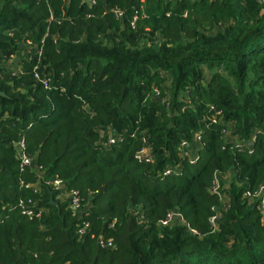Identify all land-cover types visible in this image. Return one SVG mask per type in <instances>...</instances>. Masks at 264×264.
<instances>
[{
  "label": "trees",
  "instance_id": "trees-1",
  "mask_svg": "<svg viewBox=\"0 0 264 264\" xmlns=\"http://www.w3.org/2000/svg\"><path fill=\"white\" fill-rule=\"evenodd\" d=\"M94 2L0 0V264H264V220L243 198L264 187V6ZM228 124L243 148L224 139ZM109 129L123 141L106 147ZM197 132L191 164L179 147ZM144 134L153 163L135 159ZM40 172L89 206L83 237L59 192L26 187ZM216 174L230 178L227 204L211 191ZM29 199L41 219L21 213ZM173 212L188 226H162Z\"/></svg>",
  "mask_w": 264,
  "mask_h": 264
},
{
  "label": "built area",
  "instance_id": "built-area-1",
  "mask_svg": "<svg viewBox=\"0 0 264 264\" xmlns=\"http://www.w3.org/2000/svg\"><path fill=\"white\" fill-rule=\"evenodd\" d=\"M89 4L93 5L95 2L94 0H88ZM260 4L264 6V0H259ZM123 15V12L119 9L115 11V16L116 17H121ZM19 70H17L18 72ZM36 79L39 81L41 80V77L39 74L36 73L35 75ZM46 89H51L50 81L49 80H42L41 81ZM155 97L162 100L163 103H166L169 100V97H162L160 95V92L157 90L155 91ZM211 111L214 112V115L210 119L213 124H216L219 122V117H221V112L216 111L214 107H211ZM227 129L224 130L223 134L225 135L224 139H226L229 143L230 140H228V137L232 134L231 130V124H228ZM103 137H104V131L102 132ZM201 133L197 132L195 133L194 136H197L198 142H201ZM104 142L103 144L106 147H111L115 145L116 143H120L123 141V137L119 136L116 134L114 131H110L107 135L106 139H102ZM255 138L253 137L251 140V144H254ZM201 146L203 147L202 142L200 143ZM237 148H243L244 146L242 143L235 142L233 144ZM23 148V144L21 145ZM179 152L181 159L183 160H189L191 164H195L198 161L197 155H194V147L192 144H190L187 140H184L180 147H179ZM22 162L24 166H30L31 161L28 159L25 155L21 156ZM135 159L138 162H145V163H153L155 160V156L152 151L151 144L149 142V137L147 135L142 136V147L141 149L136 153ZM182 169L181 165H177L175 167L173 166H168L164 173L163 176H171L172 174L180 172ZM41 170V168H40ZM222 175L216 174L214 183L211 187V191L213 194L217 195L220 197L222 201L226 198V194L223 192L224 188L222 186ZM45 185L49 188H52V190L59 192L60 196L59 199L62 200L63 202H67L68 206L72 209L74 214H78L80 218H82V225L78 230V235L80 237H83L86 232L90 228V223L89 221L86 220L88 217V210L89 206L84 207V200L81 198L80 194L76 190H67L66 184L64 183L63 180L60 178H52L49 180H46L43 177V173L40 172V178L38 179V182L33 185H27V188H32L35 193H39L41 190V185ZM243 198L245 201H248L249 204H256L257 210L259 211L262 219L264 220V187H260L258 190L255 192H252L250 190H246L243 194ZM227 204V203H225ZM19 209L21 213L29 218L30 220L32 219H41L43 216V210H38L36 211L33 208V202L29 199L28 201L21 200L19 203ZM221 218V214H218L210 219V223L214 230L217 229L219 220ZM162 226L168 227V226H173V225H179V226H188L187 222L184 220V218L177 212L169 213L168 216L161 222ZM99 243L104 246V247H109V248H115V245L111 242H105V239L103 236L99 238Z\"/></svg>",
  "mask_w": 264,
  "mask_h": 264
},
{
  "label": "crops",
  "instance_id": "crops-1",
  "mask_svg": "<svg viewBox=\"0 0 264 264\" xmlns=\"http://www.w3.org/2000/svg\"><path fill=\"white\" fill-rule=\"evenodd\" d=\"M27 55L26 53L24 52H20L18 53V55L16 57H14V59L12 61L9 62V65L15 70L17 71L19 69V67L22 66V63L25 61ZM110 131H113V129H110ZM233 134H231L229 137H228V140H230V142L232 144H234L235 142H238L236 138H234L232 136ZM193 147H194V155H198L199 153V150L201 149V146H200V143L198 142V138L197 136H194L193 138ZM181 157V156H180ZM222 180L224 181H228L230 178L229 176L227 177H221ZM224 203H228L227 201V198L224 199Z\"/></svg>",
  "mask_w": 264,
  "mask_h": 264
},
{
  "label": "water",
  "instance_id": "water-1",
  "mask_svg": "<svg viewBox=\"0 0 264 264\" xmlns=\"http://www.w3.org/2000/svg\"><path fill=\"white\" fill-rule=\"evenodd\" d=\"M0 96L1 97H5V94L4 93H0ZM52 195V194H51ZM52 203H53V200H52Z\"/></svg>",
  "mask_w": 264,
  "mask_h": 264
},
{
  "label": "rangeland",
  "instance_id": "rangeland-1",
  "mask_svg": "<svg viewBox=\"0 0 264 264\" xmlns=\"http://www.w3.org/2000/svg\"><path fill=\"white\" fill-rule=\"evenodd\" d=\"M229 181V180H228Z\"/></svg>",
  "mask_w": 264,
  "mask_h": 264
}]
</instances>
